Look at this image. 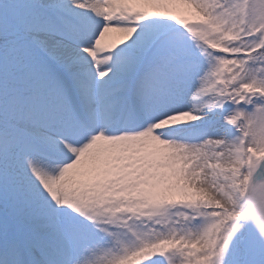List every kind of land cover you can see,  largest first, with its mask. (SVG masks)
Segmentation results:
<instances>
[{"label":"snow or ice","instance_id":"snow-or-ice-1","mask_svg":"<svg viewBox=\"0 0 264 264\" xmlns=\"http://www.w3.org/2000/svg\"><path fill=\"white\" fill-rule=\"evenodd\" d=\"M0 264H264V0H0Z\"/></svg>","mask_w":264,"mask_h":264}]
</instances>
